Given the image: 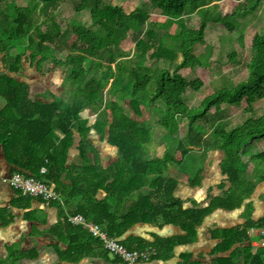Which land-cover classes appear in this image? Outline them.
Returning a JSON list of instances; mask_svg holds the SVG:
<instances>
[{
  "label": "trees",
  "instance_id": "obj_1",
  "mask_svg": "<svg viewBox=\"0 0 264 264\" xmlns=\"http://www.w3.org/2000/svg\"><path fill=\"white\" fill-rule=\"evenodd\" d=\"M114 1L30 0L26 15L13 2L0 0V147L5 161L12 166V173L44 181L61 195L66 208L75 205L73 215L90 219L113 239H120L138 224L179 228L183 236L156 239L150 245L161 252L165 261L174 256L176 247L197 241V229L214 211H234L244 206L248 215L242 226L210 231V239L215 242L210 256L215 258L207 264H264V246L253 253L249 237V232L256 229L263 232L264 241V217L254 220L253 206L246 203L256 191V181L264 183V32H256L250 40L246 78L232 89L224 87L190 106L186 103L190 86L182 73L206 68V58L197 56L194 50L205 44L208 23L234 32L231 17L204 13L196 27L186 7L187 3L202 0H154L152 8L164 17L170 16L174 30L152 32L145 28L148 14L134 7L116 6ZM64 4L71 6L73 13L62 26L57 20ZM85 12L93 27L115 34L109 45L98 49L73 39ZM121 31L130 32L128 36L138 56L149 62L161 60L163 67L114 62L112 55L124 38L116 36ZM153 44L162 52H151ZM227 59L233 62L235 53L228 54ZM24 61L35 64L41 75L51 68L64 71L61 99L48 103L31 97L29 85L12 77H24ZM175 63L170 71L168 66ZM108 87L129 100L128 111L114 100H106ZM158 105H162L163 113L156 123L176 141V149L162 158H147L145 145L152 130L148 123L131 118L129 112L141 117V107L148 112L159 110ZM86 111L93 118L90 126L89 118L83 116ZM229 112L235 113L237 122L227 130L221 116ZM182 122L187 131L179 137ZM201 125L205 126L198 131ZM91 131L102 139L107 133L108 143L119 156L108 167L113 172L109 177L113 206L96 199L101 190L99 175L86 169V165H93L87 159L93 148L89 141ZM59 144L67 149L76 145L78 159L86 166L81 188L63 183L67 158L61 159L57 154ZM252 144L257 145L258 152L247 156ZM225 146L234 154L225 156L218 167L222 179L216 188L223 192L222 196L210 199L203 209L192 200L176 198L182 183L190 188L200 187L210 150ZM168 163L175 167L173 173H166ZM212 190L207 191V198ZM187 203L191 207H186ZM64 224L79 241L102 246L98 240L92 242L82 228L73 227L66 219ZM122 245L129 251L149 247L139 240ZM225 254L228 256H217ZM82 257L78 252L70 262ZM26 258L19 246L13 245L0 264H18ZM203 259L198 256L195 260L192 254H185L178 264H204Z\"/></svg>",
  "mask_w": 264,
  "mask_h": 264
},
{
  "label": "rangeland",
  "instance_id": "obj_2",
  "mask_svg": "<svg viewBox=\"0 0 264 264\" xmlns=\"http://www.w3.org/2000/svg\"><path fill=\"white\" fill-rule=\"evenodd\" d=\"M17 5L19 10L26 15H29L30 0H9ZM154 0H115L116 6L124 8L134 7L138 11H143L148 14L149 22L145 25L147 30L152 32H168L172 33L174 26L172 25V18L170 16H162L158 10L152 8ZM162 4V3H160ZM213 5H217L216 7ZM187 15L191 23L197 27L201 22V15L209 13L212 15L220 14L221 16L231 17L229 22L234 28V32L229 33L222 25L208 23L206 30V39L203 46H199L194 50L197 56H202V59L207 60L206 68H196L195 70H186L182 74L190 86V91L186 98V103L190 106H195L202 99L215 93L222 88L232 89L238 82L244 80L247 76V65L251 57L250 40L256 32H264V0H224L216 2L215 0H202L195 4L187 3ZM73 10L68 4L62 5L59 12L57 22L62 26L69 21ZM81 26L76 28L75 36L83 42H88L98 49H102L109 45L115 34L109 29L99 30L91 25L88 13H83L80 17ZM130 32H119L116 36H122L123 41L112 55L114 62L130 63L135 66L144 67H163L161 60L153 62L147 61L145 58L137 55L135 47L129 39ZM125 34V36H124ZM151 52L161 53L162 50L158 48L157 44L152 45ZM150 52V53H151ZM235 53V59L230 62L227 59L228 54ZM179 61V60H178ZM177 61V62H178ZM177 63L169 65L168 69L172 71ZM25 69L24 77L18 78L12 76L17 81L25 82L33 89L32 96L46 98L47 100H55L60 97L63 86L64 71L61 69L51 68L48 73L44 75L36 71V66L23 62ZM47 67V66H46ZM110 67V66H108ZM45 91L50 92V96L45 94ZM149 91L153 89L148 88ZM106 100L115 99L127 111L128 100L122 98L115 90L107 88L105 93ZM159 110L146 111L144 113V121H146L151 128L150 141L145 145L146 155L148 158L164 157L166 154H173L176 149V141L167 137L165 131L160 128L156 121L162 116V105H158ZM238 112V111H237ZM236 112V113H237ZM88 113V112H87ZM85 116V113L83 114ZM211 120V118H210ZM221 120L227 123V130L234 126L237 122L235 113L223 114ZM205 126V125H204ZM198 129L201 131L204 127ZM185 123L182 122L179 128V137L186 135ZM221 137L224 134H220ZM258 152L257 145L252 144L249 147L248 155ZM234 154V151L228 147L220 149H211L205 163V176L208 177L213 184L220 182L222 177L218 170V164L225 156ZM175 167L168 163L166 165V172L171 173ZM257 189L254 195L250 198L256 203L258 213L254 214V219L264 216V201L261 199L264 194V186L261 182L256 181ZM199 190L189 191V196L192 199H198L200 196ZM264 197V195H263ZM211 222H205L203 226L197 229V234L200 239L201 232L209 228ZM206 234V233H205ZM203 250L207 249V244L201 246ZM200 248V250H201ZM0 255L4 252L0 250Z\"/></svg>",
  "mask_w": 264,
  "mask_h": 264
},
{
  "label": "crops",
  "instance_id": "obj_3",
  "mask_svg": "<svg viewBox=\"0 0 264 264\" xmlns=\"http://www.w3.org/2000/svg\"><path fill=\"white\" fill-rule=\"evenodd\" d=\"M29 90L32 98H38L48 103L54 101L47 100L45 97H34L32 96L33 89ZM45 90L48 89H44V91ZM62 92L60 97L55 100L61 99ZM45 94H48L49 96L51 95L48 91H45ZM113 100L117 105L123 107L118 101L115 99ZM145 112L146 110L144 107H141V117L136 116L132 111H130L129 114L134 120L147 123L144 121L145 119H143ZM86 116L89 118L88 125L90 126L93 118L89 115V112L87 113V111L85 112L84 117ZM89 141L93 147V150H89L87 159H90L93 165H86V167L85 164L78 159L76 145L70 149L66 148L68 151L66 163L67 174H64L63 183L66 185V187L80 185L81 188V178L84 175L85 167L86 169H93L99 175L97 183L101 186V190L97 192L96 199L99 201H106L110 204V206H113L115 204V199L111 196L112 189L110 185L112 181L109 180V177L111 174H113V172L110 171L108 167L119 159L117 150L108 143L107 133L105 138L102 139L94 131H91L89 134ZM57 147L56 151L58 154ZM145 156L147 157L146 148ZM12 171L13 168L5 161L3 151L0 147V174L8 177ZM173 172L174 170L171 173ZM205 174L206 172L203 168L202 182L200 187L190 188L185 183H182L178 186L175 197L182 201L192 200L199 204V209L207 207L209 205L210 199L214 197H221L223 192L217 190L216 188L221 182V179L220 182L213 184L208 177L206 178ZM105 181H107V183ZM261 185L264 186V183H261ZM196 189L201 192L200 196H198V199H192L191 196H189V191ZM209 189L213 190L207 198V191H209ZM263 195L264 194H262L261 199L264 201ZM246 203L252 204L254 209L252 218L254 219V214L258 213L256 203L253 200H249ZM58 206L64 207L62 208V211L59 210ZM58 206L52 204L47 205L39 199L26 200L7 183H0V250L4 252L3 256L0 255V259L6 258L9 247L18 245L19 252L26 254L27 257L26 259L20 260L18 264H122L120 260L107 253L102 248V246H96L95 244H91L86 240L79 241L74 235H71V229L65 226L64 219L67 220L69 215L75 216L73 215L75 205L72 203L66 208L63 202V205L59 204ZM186 207L191 206L189 203H187ZM247 215L248 213L244 206L241 209L234 211L218 209L206 218L205 222L210 221L211 225L209 228H206L205 231L201 232V240H199L197 234V241L194 244L176 247L174 250V256L170 260L165 261L161 259L160 252L159 257L142 264H178L180 262L181 256L185 254H192L195 260L198 258V256H202L204 258L203 263L207 264L213 258H215V256H210V252L215 245V242L210 239V231L213 229H229L242 226L247 219ZM259 218L261 217H257V219ZM260 232L261 231L259 230L253 229L249 232V234L255 237L253 239L251 237V244L252 242L254 243V240L259 239V243L263 244L260 247L262 248L264 246V241L260 236ZM86 235L91 241L93 239L97 240L93 237L91 238L88 233ZM183 235V232L179 228L173 226H163L157 228L150 225L138 224L132 226L125 234H123L120 239H118V241L122 244V242L129 240H139L149 245L147 248H154L150 247V245H152L156 239L164 240ZM203 244H207V249L203 250L201 248ZM78 252L83 254V257L77 262H70L71 260L76 259ZM217 256L227 257L228 254Z\"/></svg>",
  "mask_w": 264,
  "mask_h": 264
},
{
  "label": "built area",
  "instance_id": "obj_4",
  "mask_svg": "<svg viewBox=\"0 0 264 264\" xmlns=\"http://www.w3.org/2000/svg\"><path fill=\"white\" fill-rule=\"evenodd\" d=\"M57 148L60 158L66 159L68 157L67 149L62 145H58ZM44 173L45 170L42 169L41 174ZM0 183H7L26 200L39 199L47 205L57 203L63 205L61 195L55 193V191L49 188V186L42 180L29 178L22 174L11 173L8 177L0 174ZM67 221L75 227L82 228L91 237L100 241L103 249L120 260L122 264H142L160 256V251L156 248H146L133 251L127 250L117 239L107 236L96 224L82 216L69 215ZM260 236L263 239V232H260ZM249 237H252V239L255 238L251 234H249ZM259 242V239L254 240V243L252 242L251 247L252 252L254 250L253 253L258 251L263 245Z\"/></svg>",
  "mask_w": 264,
  "mask_h": 264
}]
</instances>
